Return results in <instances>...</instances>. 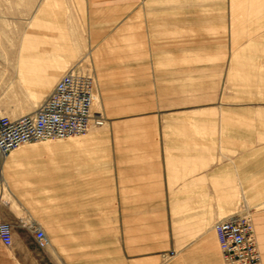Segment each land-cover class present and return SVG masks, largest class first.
<instances>
[{
  "label": "rangeland",
  "instance_id": "374dc122",
  "mask_svg": "<svg viewBox=\"0 0 264 264\" xmlns=\"http://www.w3.org/2000/svg\"><path fill=\"white\" fill-rule=\"evenodd\" d=\"M120 1L0 0V114L33 112L80 66L97 83L92 111L105 118L84 135L28 144L69 147L21 157L2 171L0 198L18 235L36 243L28 227L37 225L50 242L22 247L21 256L34 253L36 262H17L13 244L4 248L14 264H125L124 213L115 216L122 200L109 195L108 159L114 142L159 140L151 127L176 125L180 140L219 141L220 163L237 151L255 158L258 180L237 189L233 211L220 220L264 208V0H144L133 9ZM163 130L166 140L171 129ZM76 173L96 175L101 195H83L92 181L71 180ZM142 215L145 240L155 241L145 249L163 255L160 264H187L183 245L156 243V213Z\"/></svg>",
  "mask_w": 264,
  "mask_h": 264
},
{
  "label": "crops",
  "instance_id": "0c3cea01",
  "mask_svg": "<svg viewBox=\"0 0 264 264\" xmlns=\"http://www.w3.org/2000/svg\"><path fill=\"white\" fill-rule=\"evenodd\" d=\"M143 1L122 0L117 4L125 6L126 9H133ZM96 101H98L97 98ZM151 128H149L150 133L155 131L160 133L159 140L139 143L136 141L114 142L108 159L111 172L109 195L120 197L122 200L118 209L117 206L115 207V216L118 211L124 213V216L120 218L121 221L123 219L125 221V230L120 237L125 264H131L134 261L139 264H160V259L164 257L145 249L147 245L155 244L153 240H145L147 238L143 223L145 217L142 214L146 212L156 213L155 227H157L158 237H161L157 244L183 245L181 256L187 264H223L213 226L233 211L234 208L230 207L229 200L237 195V189L243 193L246 188L245 182L254 181L255 183L258 180L259 168L255 166H259L260 163L253 162L255 158L246 159L243 151H237V156L231 161L220 163L219 141L180 140L181 127L176 125L159 126V130ZM164 128L171 129L167 130L170 134L166 140L163 139ZM189 132L193 131L189 130ZM235 143L238 145V142ZM68 147L69 143L64 142L58 143L57 148L28 145V148L19 149L10 156L0 158V172L2 173L10 162L16 164L21 157L26 158L39 151L68 149ZM246 160L247 163H245ZM257 160L259 162L260 159ZM81 179L92 181V183L83 184L81 188L83 195L85 191L94 197L101 195L100 185L96 183V175L89 177L82 174L81 178V174L76 173V176H71V180L80 181ZM4 183V174H0V191ZM249 185L250 183L247 187ZM257 187L259 186L253 184V188L248 189L254 190L252 196H255ZM77 195L80 196L81 193L78 192ZM129 198H133L132 206L127 202ZM261 202L264 204V201ZM6 209L8 210V206L3 205L0 198V217L13 228V249L17 262L28 260L36 262L34 253L26 252L21 256L23 246L36 243L32 236L22 239L18 235L19 226L14 220L16 218L10 210L7 212ZM129 213L131 215H128ZM61 217L63 227L65 222L63 216ZM250 219L262 264H264V208L255 209ZM139 221L141 223L138 224ZM133 222L137 229L135 233L128 231L129 228L130 230L134 228ZM20 227L28 230L27 226L20 225ZM113 238L116 245V222L114 230L112 227L110 232L111 242ZM4 248L6 247L0 242V264H6L8 259ZM114 254L116 255V251ZM8 261L7 264H14L12 258Z\"/></svg>",
  "mask_w": 264,
  "mask_h": 264
},
{
  "label": "built area",
  "instance_id": "2783aa9c",
  "mask_svg": "<svg viewBox=\"0 0 264 264\" xmlns=\"http://www.w3.org/2000/svg\"><path fill=\"white\" fill-rule=\"evenodd\" d=\"M97 83L80 66L67 70L52 90L31 113L18 118L0 114V158L32 143L64 139L86 134L92 124L102 127V115L92 111ZM1 174V172H0ZM40 249L49 246L44 230L29 226ZM223 264H262L254 227L250 218L236 215L213 226ZM0 242L13 244V228L0 217Z\"/></svg>",
  "mask_w": 264,
  "mask_h": 264
},
{
  "label": "bare ground",
  "instance_id": "6f19581e",
  "mask_svg": "<svg viewBox=\"0 0 264 264\" xmlns=\"http://www.w3.org/2000/svg\"><path fill=\"white\" fill-rule=\"evenodd\" d=\"M96 97V96H95ZM94 99H96V98H94ZM96 117V116H95ZM46 142V141H45Z\"/></svg>",
  "mask_w": 264,
  "mask_h": 264
}]
</instances>
